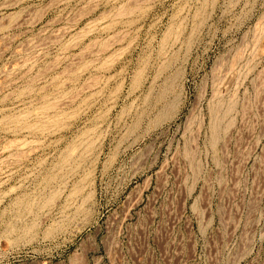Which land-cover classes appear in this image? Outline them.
Wrapping results in <instances>:
<instances>
[{
  "label": "rangeland",
  "instance_id": "obj_1",
  "mask_svg": "<svg viewBox=\"0 0 264 264\" xmlns=\"http://www.w3.org/2000/svg\"><path fill=\"white\" fill-rule=\"evenodd\" d=\"M226 197L230 263L264 244V0H0V264H194Z\"/></svg>",
  "mask_w": 264,
  "mask_h": 264
},
{
  "label": "built area",
  "instance_id": "obj_2",
  "mask_svg": "<svg viewBox=\"0 0 264 264\" xmlns=\"http://www.w3.org/2000/svg\"><path fill=\"white\" fill-rule=\"evenodd\" d=\"M142 194V193H141ZM227 204L222 215V224L228 242L221 246H216L213 244H204L196 247V261L194 264H206L207 260L210 259L211 255H215L218 251H221L226 258V264H264V244L254 245L251 248L242 247L239 253L235 256L233 260L229 263V199L226 197ZM142 202V200H141ZM182 216L185 214L184 207H181ZM188 221L191 222V228H193V223L190 216ZM210 262V260H209Z\"/></svg>",
  "mask_w": 264,
  "mask_h": 264
},
{
  "label": "bare ground",
  "instance_id": "obj_3",
  "mask_svg": "<svg viewBox=\"0 0 264 264\" xmlns=\"http://www.w3.org/2000/svg\"><path fill=\"white\" fill-rule=\"evenodd\" d=\"M171 105H172V104H171ZM171 105H170V106H171ZM170 106H169V107H170ZM166 108H167V107H166ZM161 112H162V111H161ZM167 112H168V111H167ZM162 114H163V113H162ZM213 129H214V128H212V130H213ZM214 131H215V130H214Z\"/></svg>",
  "mask_w": 264,
  "mask_h": 264
}]
</instances>
